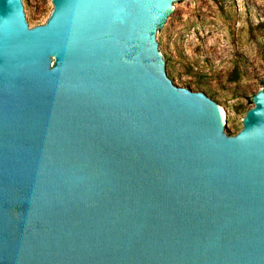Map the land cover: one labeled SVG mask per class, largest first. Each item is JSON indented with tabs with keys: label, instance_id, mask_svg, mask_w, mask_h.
<instances>
[{
	"label": "water",
	"instance_id": "obj_1",
	"mask_svg": "<svg viewBox=\"0 0 264 264\" xmlns=\"http://www.w3.org/2000/svg\"><path fill=\"white\" fill-rule=\"evenodd\" d=\"M190 1L0 0V264H264V90L233 136L173 84Z\"/></svg>",
	"mask_w": 264,
	"mask_h": 264
},
{
	"label": "rangeland",
	"instance_id": "obj_2",
	"mask_svg": "<svg viewBox=\"0 0 264 264\" xmlns=\"http://www.w3.org/2000/svg\"><path fill=\"white\" fill-rule=\"evenodd\" d=\"M27 9L32 27L48 19L51 0H33ZM180 19L159 37L169 58L171 81L202 92L227 110L224 120L233 136L264 90V0H240V21L225 0H192L178 7Z\"/></svg>",
	"mask_w": 264,
	"mask_h": 264
},
{
	"label": "bare ground",
	"instance_id": "obj_3",
	"mask_svg": "<svg viewBox=\"0 0 264 264\" xmlns=\"http://www.w3.org/2000/svg\"><path fill=\"white\" fill-rule=\"evenodd\" d=\"M222 117L224 118V115Z\"/></svg>",
	"mask_w": 264,
	"mask_h": 264
}]
</instances>
